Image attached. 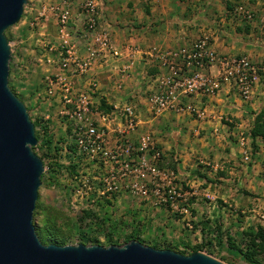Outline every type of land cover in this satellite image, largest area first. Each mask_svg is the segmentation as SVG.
Wrapping results in <instances>:
<instances>
[{"label": "rangeland", "instance_id": "rangeland-1", "mask_svg": "<svg viewBox=\"0 0 264 264\" xmlns=\"http://www.w3.org/2000/svg\"><path fill=\"white\" fill-rule=\"evenodd\" d=\"M147 1L141 0L142 4ZM56 2L58 0H26L21 18L3 33L9 39L7 82L16 96L13 95L27 108L31 123L37 122V142L44 138L41 136L42 126H46V132L52 135V144L60 149L57 155L40 160L43 167L41 174L45 176L49 172V163L56 160L59 168L55 179L40 181L37 196L43 211L35 217V224L39 226L44 220L55 221L63 234H71L65 245H76L78 237L70 226L75 224L82 210H89L101 219H108L107 223L122 222L123 227L120 229L126 234L139 222L138 230L144 246L150 247L156 242L158 248L168 244L170 251L175 249L186 253L189 250H184V246L197 247V252L223 264H249L235 250L226 246L225 238L230 237L233 244L243 249L248 242L245 234L257 226L264 230V142L256 140L253 149L247 136L253 111L246 105L251 99L243 101L235 95L245 108L243 116L236 118L228 113L220 114L218 123L209 128L193 123L199 121L187 113L167 112L157 118L140 114L137 118L133 109L136 121L140 119L144 123H138L137 127H141H136L134 132L125 136L129 138L130 147L134 150L138 146V137L144 133L149 134L153 148L159 154L156 168L171 174L170 186L175 192L174 202L170 206V203L153 196L148 180L140 182L145 187L143 195L132 192L126 181L118 183L116 191L102 194L98 190V183L106 178V170L98 163H90L66 149L72 144L66 123L57 115L56 104L44 95L43 78L54 67L46 63L47 58H53L47 47H56L57 43L54 38V21L33 18L42 5ZM237 4L253 13L250 21L233 16L231 8L227 18L218 14L210 17L205 32L197 33L196 39L206 37L211 45L221 48L219 51L215 47L217 52L251 59L246 52L250 48L248 44L253 42L248 24L255 19L259 21L264 12L258 14L259 11L255 12L247 1L230 3L234 7ZM116 5L117 1H114L112 7ZM75 9L78 12L76 6L71 5L68 21L72 42L79 36L71 29L74 26L71 21L76 15ZM29 23L32 25L29 26ZM76 24L78 26L81 23ZM223 44L227 45L225 52L222 51ZM100 94H91L92 108L105 117L103 125L109 132L110 140H113L118 136L115 131L118 128L123 130V121L119 116V109L123 105L116 109L112 107V111L105 113L97 109ZM147 97L148 94L145 100ZM107 102L104 100L105 105L109 106ZM122 103H126V100ZM258 107L263 109L264 103ZM36 153L39 154L38 151ZM68 166L73 167V175ZM51 167L53 169L54 165L51 164ZM132 180L131 176L129 181ZM165 190H160L161 199L167 196ZM214 220L220 224L219 233L214 229ZM82 221L90 225L87 218ZM84 231L89 234V230ZM92 235L99 242L96 245L104 247L103 237L98 233ZM256 259L258 264H263V257L258 256Z\"/></svg>", "mask_w": 264, "mask_h": 264}, {"label": "built area", "instance_id": "built-area-1", "mask_svg": "<svg viewBox=\"0 0 264 264\" xmlns=\"http://www.w3.org/2000/svg\"><path fill=\"white\" fill-rule=\"evenodd\" d=\"M71 5L85 16L86 28L88 33L91 32L85 52L79 56L70 43L68 21ZM232 11L246 21L253 17V13L240 5ZM95 12L93 0H58L42 5L36 12L33 20L54 21L57 42L56 47H47L53 58H47L46 63L54 67L53 72L43 78L44 95L56 104L57 115L66 123L70 142L75 147L73 154L90 163H98L106 170V178L98 183L102 194L116 191L117 184L126 181L132 192L143 195L145 187L140 182L148 180L153 196L172 206L175 192L170 186L171 174L156 168L159 154L154 150L149 134L138 137V146L134 150L125 136L134 132L138 125L133 108L122 106L119 109L123 130L118 128L115 131L118 136L110 140L109 132L103 125L105 117L92 108L90 96L93 92H77L71 88L69 79L84 75L99 54L117 55L107 33L95 31ZM259 22L264 23V16L259 17ZM145 55L156 63L158 70L146 99V109L152 118L173 112L187 113L202 120L203 111L184 104L183 100L195 95L212 96L225 85L232 87L237 96L246 101L255 86H264V63H255L246 56L217 53L206 37L174 49L151 48ZM88 86L90 90L94 85L90 83ZM131 176L134 180L130 182ZM161 189H166V198L161 199Z\"/></svg>", "mask_w": 264, "mask_h": 264}, {"label": "crops", "instance_id": "crops-1", "mask_svg": "<svg viewBox=\"0 0 264 264\" xmlns=\"http://www.w3.org/2000/svg\"><path fill=\"white\" fill-rule=\"evenodd\" d=\"M93 1L96 4L95 31L107 33L111 47L117 55L99 54L84 75L69 79L71 88L77 92H101L100 98L106 102L110 101L107 103L113 108L128 104L127 106H131L136 112L137 118L140 114L149 115L145 96L151 92L158 71L156 63L145 55L149 49H174L191 43L196 39L197 33L205 32L210 17L217 14L223 18L228 17L231 8H234L230 5L232 1L250 2L249 6L255 12L256 10L259 11L258 14L264 12V0H203L200 6V0H148L143 4L141 0ZM114 1H117V5L112 7ZM195 2L199 3L194 5ZM174 8L177 10L174 11ZM75 11L76 15L71 21V25L74 26L71 29H74L79 36L72 42L70 35V43L79 56L85 52L91 32L88 33L86 28L85 16L76 9ZM233 16L236 15L233 13ZM76 23L81 24L77 26ZM248 25L253 42L248 44L250 48L246 52L251 57V61L264 63V23L260 24L255 19ZM68 30H70L69 26ZM226 46H223V52L226 51ZM210 47L214 51L215 47L221 51L217 45L210 44ZM52 72L51 68L50 73ZM90 83L94 86L89 90ZM262 86L261 84L254 87L251 100L246 105L253 112L262 109L258 107L264 103ZM230 89L233 88L222 85L212 96L195 95L183 100L184 104L193 105L204 113L202 120L197 119L199 122L193 121V123L209 128L218 123L220 114L228 113L236 118L242 117L245 108L242 101L236 98L237 94L230 92ZM125 100L126 103H122ZM137 122L144 123L140 119H137ZM139 127L141 126L137 129Z\"/></svg>", "mask_w": 264, "mask_h": 264}, {"label": "water", "instance_id": "water-1", "mask_svg": "<svg viewBox=\"0 0 264 264\" xmlns=\"http://www.w3.org/2000/svg\"><path fill=\"white\" fill-rule=\"evenodd\" d=\"M26 0H0V264H223L194 252L181 255L131 240L121 246L41 244L32 211L43 172L31 148L34 127L7 87L9 46L4 31L16 24Z\"/></svg>", "mask_w": 264, "mask_h": 264}, {"label": "trees", "instance_id": "trees-1", "mask_svg": "<svg viewBox=\"0 0 264 264\" xmlns=\"http://www.w3.org/2000/svg\"><path fill=\"white\" fill-rule=\"evenodd\" d=\"M21 18V16H20ZM19 18V19H20ZM8 29V28H7ZM6 29V30H7ZM6 41L9 42V39L6 37ZM9 75V72H8ZM8 81V80H7ZM7 87L11 91L12 94L15 95L13 92V89L9 86L7 82ZM16 96V95H15ZM21 101L20 99H18ZM22 102V101H21ZM25 107V106H24ZM99 110L104 111L105 113H109L112 111V106H107L104 103V100L100 98L99 100ZM25 110L27 111V108L25 107ZM251 121H250V126L247 132V136L250 139V144L252 148L254 149L255 147V141L260 140L261 142H264V109H261L257 112H252L251 113ZM33 127H34V137L38 139V131L36 130V124L37 122L33 121L32 122ZM42 138L39 143L37 142L36 145L31 148L33 153L42 161L43 158L50 157V155H57L58 151L60 150L58 146L55 144H52V135L48 134L46 132V126H42ZM66 149L70 153H74L75 147L70 144L66 147ZM36 151L39 152L36 153ZM51 164L54 165L53 169L51 167ZM70 168V173L73 175V167L68 166ZM59 165L57 164V161H53L52 163H49V172L45 173L47 174L46 176L44 174L40 175V181L44 179H47V181L55 179L56 175V170H58ZM75 175V174H74ZM43 211L41 203L39 202L38 196L36 198L35 204H34V209L32 211V223L34 226V231L35 235L38 239V241L43 244V245H48V244H54L58 246H63L69 241L70 235L71 234H63L55 221H47L44 220L42 221V224L37 226L34 222L35 217L39 216L41 212ZM87 218L90 221V225L83 224L82 219ZM108 219H101L97 217L94 213L90 212L89 210L81 211L80 212V217L75 221V224H71V228L76 236L78 237L77 239V244H83V245H96L99 244L98 240L96 237L92 235L100 234L103 237V245L104 247L114 245V246H119L117 245L118 243H121L122 245L131 241L135 240L141 244H144V241L142 238H140L138 226L140 225L139 222L135 223L134 227H132L131 231L126 233H123L121 231V227H123V223L118 221L117 223L109 222L107 223ZM92 221V222H91ZM214 229L217 233L220 232V224L218 221L214 220ZM90 226V228L88 227ZM84 229L89 230V234L84 231ZM69 232V231H68ZM119 232V234L117 233ZM245 236L248 238V242L244 245L243 249L238 248L235 244H233V240L230 237L225 238V243L226 246L231 249L235 250L238 255L242 257V259L249 264H258L256 257L260 256L263 257V264H264V230L257 226L255 230L249 232L248 234H245ZM147 245V244H146ZM158 243L153 242L150 247L154 249H163V250H169L168 244L162 246L161 248L157 247ZM184 250H189L188 253L178 250H172L175 253L181 254V255H190L194 252L199 251L198 248L192 247L188 248L187 246L183 247Z\"/></svg>", "mask_w": 264, "mask_h": 264}]
</instances>
